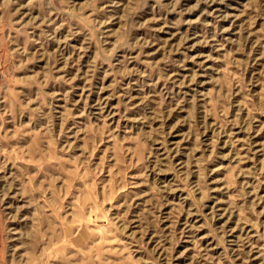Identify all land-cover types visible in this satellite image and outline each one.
<instances>
[{
	"label": "rangeland",
	"instance_id": "obj_1",
	"mask_svg": "<svg viewBox=\"0 0 264 264\" xmlns=\"http://www.w3.org/2000/svg\"><path fill=\"white\" fill-rule=\"evenodd\" d=\"M0 264H264V0H0Z\"/></svg>",
	"mask_w": 264,
	"mask_h": 264
}]
</instances>
